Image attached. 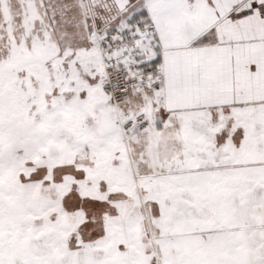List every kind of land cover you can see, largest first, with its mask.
Segmentation results:
<instances>
[{
	"label": "crops",
	"instance_id": "0c3cea01",
	"mask_svg": "<svg viewBox=\"0 0 264 264\" xmlns=\"http://www.w3.org/2000/svg\"><path fill=\"white\" fill-rule=\"evenodd\" d=\"M39 1L13 0L19 37L42 12ZM113 1L118 11H105L103 21L89 0L59 3L87 16L76 24L91 36L77 37L76 52L125 19L155 24L162 84L134 93L128 104H115L103 91L101 56L97 81L86 87L83 77L76 88L62 89L71 54L63 55L60 85L52 87L61 104H48L46 76L32 67L33 57L0 53V150L28 140L36 170L45 158L48 180L69 199L52 226L49 258L264 264V0ZM46 41L57 57L65 53ZM139 110L149 115L147 131L120 128L123 116Z\"/></svg>",
	"mask_w": 264,
	"mask_h": 264
},
{
	"label": "rangeland",
	"instance_id": "374dc122",
	"mask_svg": "<svg viewBox=\"0 0 264 264\" xmlns=\"http://www.w3.org/2000/svg\"><path fill=\"white\" fill-rule=\"evenodd\" d=\"M57 1L59 3V0ZM89 1L92 7V13L95 17L98 16L102 21L103 19L105 20L109 17L107 12L105 13V11H110L111 14L112 12L117 10V7H119L113 0H109L106 2V4L104 3L100 6L98 4H95V0ZM24 2H29V0H24ZM38 3L39 8L42 10V12L35 15V22L34 20L27 21L28 27L24 30L26 31L23 34L24 37L20 36V38L18 35V31L14 29L13 26V23L15 21L14 12L12 10V6L14 5L13 0H0V53L25 52L28 55H31L34 60L33 62H31L32 67H34L35 65L43 69V73H45L44 75L46 76V78H44L46 85L45 87H47L51 94L43 99V101L45 100V103L48 104L55 102L57 104H61L59 103V100H61L60 90H58V92L53 95L52 87L55 82L59 83L60 85L61 80L60 78L58 79L59 76H57L60 74V72L57 64H62L61 60L63 59L64 61V59L66 58V56L64 57L63 55H66V53L71 54L69 57L70 70L68 72L70 79L65 81L62 87L59 88L71 89L75 87V80L77 79L83 77L86 78V87L92 84V81L95 82L99 79V74H101L99 59L100 54L96 44L95 46H92L88 51L83 50L84 52H82V49H80L76 52V50H73L75 46L73 44L77 41V37H90V31L77 29L76 21L79 20L82 22L83 20H85V18H87L84 12H77L80 8L61 6L60 3L56 5L57 3L55 2H53L54 5H51L48 0L47 2L46 0H41ZM103 5L109 6L111 10H107V7L102 9ZM75 10L77 11L74 14ZM80 11L83 10L80 9ZM102 14H104L103 17ZM66 15L68 16L66 17ZM66 19H71V22L68 25L64 24ZM26 39H32V41L26 42ZM52 39L57 42V44H55L54 46V49L57 48V50H61L62 47H65L66 49L65 53L62 54V56H59L60 58L55 55V52L52 50L51 44L46 41H50ZM55 59H58L59 61L56 62ZM7 63L11 64V62ZM1 64L2 63L0 61V67ZM25 64L29 63L22 62V67ZM83 71L86 75L83 74ZM45 103H43V106L45 105ZM9 143L10 142L4 143V148L8 146ZM43 144L44 141H42V145ZM0 153L1 156L2 150H0ZM2 164H4L5 166L8 164V162L0 161V166ZM14 192L10 188L6 187L5 192L0 193V195H4L11 201H14L17 196L15 195L16 192ZM28 195H24L23 198H26ZM20 202L22 203V201ZM22 205L27 210L28 204L23 202ZM1 224L2 223L0 222V264H8V261L1 260L2 255L10 256L14 253L22 254L29 261L31 259L32 261L29 262L30 264H59L56 259L44 258V255H40L34 252L33 248H28L25 244L26 238L24 237V235L16 237L15 231H12L11 229H5Z\"/></svg>",
	"mask_w": 264,
	"mask_h": 264
},
{
	"label": "flooded vegetation",
	"instance_id": "af4514ba",
	"mask_svg": "<svg viewBox=\"0 0 264 264\" xmlns=\"http://www.w3.org/2000/svg\"><path fill=\"white\" fill-rule=\"evenodd\" d=\"M29 144L28 140H12L0 156V161L8 162L0 166V193H4L8 187L17 195L14 201L0 195V222L3 228L15 231L16 237L24 235L28 248L50 259L54 249L50 243L52 226L60 224L62 214L67 212L69 199L62 196L59 182L48 180V174L44 172L45 158L37 161L41 171L36 170L30 157L32 149ZM24 195H28V198H23ZM20 201L28 204L27 210ZM78 207L75 201L69 209L74 213ZM73 213L71 215L75 221ZM1 260L8 261V264H30L32 261L20 253L2 255Z\"/></svg>",
	"mask_w": 264,
	"mask_h": 264
},
{
	"label": "built area",
	"instance_id": "2783aa9c",
	"mask_svg": "<svg viewBox=\"0 0 264 264\" xmlns=\"http://www.w3.org/2000/svg\"><path fill=\"white\" fill-rule=\"evenodd\" d=\"M93 38L102 60V89L115 104H128L134 93L160 87L164 68L153 22L125 19L110 31L95 32ZM120 128L147 131L149 115L145 110L127 114Z\"/></svg>",
	"mask_w": 264,
	"mask_h": 264
},
{
	"label": "bare ground",
	"instance_id": "6f19581e",
	"mask_svg": "<svg viewBox=\"0 0 264 264\" xmlns=\"http://www.w3.org/2000/svg\"><path fill=\"white\" fill-rule=\"evenodd\" d=\"M98 262V261H97Z\"/></svg>",
	"mask_w": 264,
	"mask_h": 264
}]
</instances>
